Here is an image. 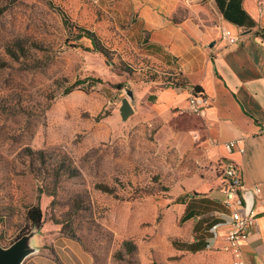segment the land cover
I'll return each mask as SVG.
<instances>
[{"label": "rangeland", "instance_id": "rangeland-1", "mask_svg": "<svg viewBox=\"0 0 264 264\" xmlns=\"http://www.w3.org/2000/svg\"><path fill=\"white\" fill-rule=\"evenodd\" d=\"M138 1L0 0V244L37 229L27 264H233L222 247L173 244L191 236L185 157L160 145L154 125L120 116L125 89L143 83L129 23ZM195 4L204 15L213 0ZM77 27L125 45L108 64ZM30 204L41 227L24 219Z\"/></svg>", "mask_w": 264, "mask_h": 264}, {"label": "crops", "instance_id": "crops-1", "mask_svg": "<svg viewBox=\"0 0 264 264\" xmlns=\"http://www.w3.org/2000/svg\"><path fill=\"white\" fill-rule=\"evenodd\" d=\"M195 1L136 2L137 14L130 20L138 25V51L148 57L144 44L157 46L149 56L161 68L179 72L188 84H139L128 119L133 115L132 123L154 125L160 145L185 157L186 176L179 185L188 193L181 203L190 221L191 236L185 240L195 239L199 219L223 222L228 217L221 191L225 160L239 165L248 187L259 185L251 206L256 221L241 242V251L244 264H264V0H242V8L254 20L251 28L226 18L215 0L211 12L203 8L204 15ZM180 7L188 13L182 15ZM221 27L230 28L239 39L228 43L220 37ZM124 45L125 40L115 41L112 48ZM193 86L209 98L210 105L200 114L180 113ZM228 141L237 142L231 150L224 147ZM205 225L206 221L201 228ZM210 228L203 250L223 245L224 225L215 240ZM35 262L28 264H43Z\"/></svg>", "mask_w": 264, "mask_h": 264}, {"label": "trees", "instance_id": "trees-1", "mask_svg": "<svg viewBox=\"0 0 264 264\" xmlns=\"http://www.w3.org/2000/svg\"><path fill=\"white\" fill-rule=\"evenodd\" d=\"M216 4L222 11L223 15L232 20V22L238 23V24H244L247 27L251 28L254 25V20L247 14V12L242 8V0H215ZM49 4L51 2L49 1ZM60 13L64 17V21H66V15L64 12L59 9ZM129 23L132 25V20L129 21ZM77 33L75 37L79 40L81 46H88L89 49L94 50L96 52H99L102 54L108 64L112 62V55L115 54V50L112 48L113 43L107 44L103 42L102 39H100L95 32L86 29L84 27H77ZM146 41V38L143 39V42ZM145 48L148 49L149 54L152 55V49L155 48L158 50V47L155 45H147L144 44ZM9 50V49H8ZM144 56L146 58L145 61H143V65H140L138 67V72L141 73L142 82H149V81H160L164 85H174L177 87L184 86L188 84V81L186 78L182 77L179 72H176L171 69H163L160 66L157 65V63L149 56ZM128 71V67H126ZM73 86H70L68 89H66L65 93H68L72 90ZM195 92L199 91L200 88L197 86L192 87ZM98 188L102 190H109L104 185H97ZM25 221L34 226V227H41L42 225V210L39 204H30L26 207L25 215H24ZM206 221V225L201 228L202 223ZM218 220L209 221L206 220V218L199 219L197 222L194 230L197 232L195 235V239L193 241H187V240H180V239H173V244H177L179 248L197 252L200 250H203L206 248L207 242L205 241V237L208 235V228L216 223H218ZM207 230V231H205ZM200 232V233H199ZM23 233H26V229L21 230V232L17 235V237H20V235H23ZM123 246L128 249V251H132L134 248V245L129 240L123 241Z\"/></svg>", "mask_w": 264, "mask_h": 264}, {"label": "built area", "instance_id": "built-area-1", "mask_svg": "<svg viewBox=\"0 0 264 264\" xmlns=\"http://www.w3.org/2000/svg\"><path fill=\"white\" fill-rule=\"evenodd\" d=\"M220 37L228 43H233L239 39V35L233 33L228 27H221ZM191 89L185 106L180 108L179 112L200 114L205 107L210 105V100L202 93ZM236 143V141H228L224 143V147L231 150ZM222 176L223 205L229 210V214L223 222L219 221L210 228L212 239H216L219 226L224 225L222 249L230 254L233 264H244L241 242L247 239L249 227L256 221V213L252 207L248 211L246 210V203L242 194L245 191H251L253 195H258L260 187L259 185L248 187L243 181L239 165L230 159L222 163Z\"/></svg>", "mask_w": 264, "mask_h": 264}, {"label": "water", "instance_id": "water-1", "mask_svg": "<svg viewBox=\"0 0 264 264\" xmlns=\"http://www.w3.org/2000/svg\"><path fill=\"white\" fill-rule=\"evenodd\" d=\"M125 93L127 97L122 98L119 107L120 116L123 120H126L133 114L132 103L135 100L131 89L126 88ZM242 195L246 203V210L248 211L252 206L253 194L251 191H246ZM37 233V229H33L18 237L8 246H2L0 244V264H22L27 256L38 250L35 245V236Z\"/></svg>", "mask_w": 264, "mask_h": 264}]
</instances>
